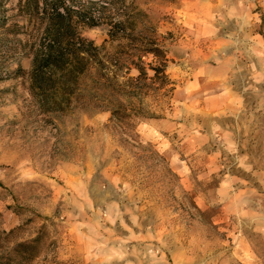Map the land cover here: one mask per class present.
<instances>
[{
	"label": "rangeland",
	"instance_id": "rangeland-1",
	"mask_svg": "<svg viewBox=\"0 0 264 264\" xmlns=\"http://www.w3.org/2000/svg\"><path fill=\"white\" fill-rule=\"evenodd\" d=\"M73 5L97 44L130 17L124 50L154 38L173 89L150 90L131 124L40 111L27 71L42 9L0 0V254L37 238L24 264H264V0Z\"/></svg>",
	"mask_w": 264,
	"mask_h": 264
},
{
	"label": "trees",
	"instance_id": "trees-1",
	"mask_svg": "<svg viewBox=\"0 0 264 264\" xmlns=\"http://www.w3.org/2000/svg\"><path fill=\"white\" fill-rule=\"evenodd\" d=\"M19 1L29 12L42 9L36 18L39 31L28 38L31 64L27 71L28 90L40 111L63 113L76 106L92 107L108 110L110 119L131 124L133 116L148 112L144 98L150 90L173 89L167 87L172 80L166 72V49L154 38L148 37L139 51L124 50L126 44L121 40H132L127 33L132 27L130 17L111 19L108 38L97 44L82 33L83 26L97 21L87 8L73 5L80 0ZM107 40H118V50H110ZM125 67V72L134 67L137 73H120ZM36 241L17 242L7 255L0 254V264L29 262L35 255L32 248ZM17 247H21V254L13 256Z\"/></svg>",
	"mask_w": 264,
	"mask_h": 264
}]
</instances>
